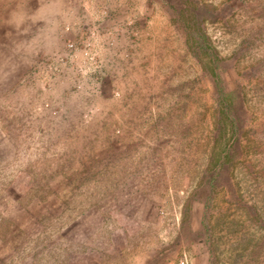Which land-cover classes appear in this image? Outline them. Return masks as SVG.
<instances>
[{
  "label": "rangeland",
  "instance_id": "374dc122",
  "mask_svg": "<svg viewBox=\"0 0 264 264\" xmlns=\"http://www.w3.org/2000/svg\"><path fill=\"white\" fill-rule=\"evenodd\" d=\"M179 1L0 0V264H264V181L188 203L200 150L156 123L212 89ZM198 1L227 4L202 14L222 54L264 52V0Z\"/></svg>",
  "mask_w": 264,
  "mask_h": 264
},
{
  "label": "trees",
  "instance_id": "16d2710c",
  "mask_svg": "<svg viewBox=\"0 0 264 264\" xmlns=\"http://www.w3.org/2000/svg\"><path fill=\"white\" fill-rule=\"evenodd\" d=\"M226 5L210 8L198 0L171 3L170 12L182 26L187 52L199 61L202 77L210 81L212 89L209 99H193L190 92L193 87L190 89L189 85L186 97L174 107V111H179L177 114L169 111L156 116L157 126L162 130L179 126L188 152L200 150L203 167L187 202L197 199L204 209L220 192L246 203L247 177L254 182L264 181V52L251 53L249 39L245 37L228 55L212 43L202 14L213 10L222 15V22L229 28L232 19L222 13ZM194 104L196 118L182 120ZM175 117L178 123L174 122ZM193 127L203 134L198 144L190 138ZM249 197L251 203L247 201L244 208L250 214L256 202L252 195ZM182 213L185 221V209Z\"/></svg>",
  "mask_w": 264,
  "mask_h": 264
}]
</instances>
